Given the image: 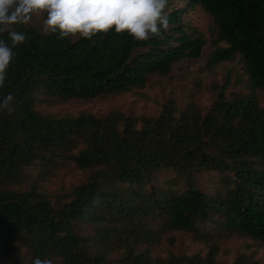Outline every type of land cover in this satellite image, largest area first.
<instances>
[{
    "label": "trees",
    "instance_id": "1",
    "mask_svg": "<svg viewBox=\"0 0 264 264\" xmlns=\"http://www.w3.org/2000/svg\"><path fill=\"white\" fill-rule=\"evenodd\" d=\"M174 1L163 38L143 42L114 28L58 39L15 26L27 39L0 88V98L15 97V112H0V264H221L232 238L249 240L248 251L264 247V103L256 95L264 91V0H178L185 6L170 8ZM196 6L225 43L209 65L239 54L250 93L229 97L227 82L206 112L169 103L155 116L44 109L144 87L150 74L198 58L206 40L184 23ZM0 39L10 44L7 33ZM69 167L86 180L54 191L42 185ZM176 231L209 251L155 255ZM232 264L262 263L242 253Z\"/></svg>",
    "mask_w": 264,
    "mask_h": 264
},
{
    "label": "rangeland",
    "instance_id": "2",
    "mask_svg": "<svg viewBox=\"0 0 264 264\" xmlns=\"http://www.w3.org/2000/svg\"><path fill=\"white\" fill-rule=\"evenodd\" d=\"M185 3L174 1L170 8L184 7ZM43 15H33L30 25L43 28ZM185 30L201 33L206 40L201 55L198 58H186L173 67L169 74H150L144 87H136L121 94L98 96L90 100L74 99L64 104L50 106L46 104L44 109L54 113L76 114L89 111L96 115H105L114 110L138 116H155L161 112L166 104H174L181 109L191 103H196L204 112L210 109L216 100V90L228 82L226 94L231 97L232 93L247 94L252 91L245 72L244 62L238 54L231 61H224L215 66H210L209 61L212 53L219 45L225 46L219 41L217 26L213 17L201 6L188 10L184 15ZM256 95L264 103V91L256 90ZM37 169L31 172V179H35ZM87 173L69 167L61 170L54 177L42 182L49 191H54L62 186L83 182ZM26 189V185H22ZM175 243L164 238L163 243L157 248L155 255L166 256L171 249L175 254L189 255L203 254L209 251V247L195 241L189 233L176 231ZM249 240L232 238L226 241L218 254L221 264H232L233 260L242 253L255 256L264 264V247L254 252V247L246 250ZM118 254V253H116Z\"/></svg>",
    "mask_w": 264,
    "mask_h": 264
},
{
    "label": "clouds",
    "instance_id": "3",
    "mask_svg": "<svg viewBox=\"0 0 264 264\" xmlns=\"http://www.w3.org/2000/svg\"><path fill=\"white\" fill-rule=\"evenodd\" d=\"M168 0H0V35L7 33L10 44L0 39V88L5 85L7 70L16 53L26 42V33L15 26L28 25L33 15H43V32L58 33V39L80 37L91 39L114 28L127 32L136 41L163 38L169 29ZM12 93L0 98V112H15ZM33 264H51L50 259L36 257Z\"/></svg>",
    "mask_w": 264,
    "mask_h": 264
}]
</instances>
